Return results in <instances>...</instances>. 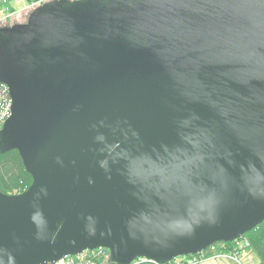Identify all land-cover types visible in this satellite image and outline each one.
Returning <instances> with one entry per match:
<instances>
[{
	"label": "water",
	"instance_id": "obj_1",
	"mask_svg": "<svg viewBox=\"0 0 264 264\" xmlns=\"http://www.w3.org/2000/svg\"><path fill=\"white\" fill-rule=\"evenodd\" d=\"M16 150L0 264L166 263L264 221V0H48L0 26Z\"/></svg>",
	"mask_w": 264,
	"mask_h": 264
},
{
	"label": "built area",
	"instance_id": "obj_2",
	"mask_svg": "<svg viewBox=\"0 0 264 264\" xmlns=\"http://www.w3.org/2000/svg\"><path fill=\"white\" fill-rule=\"evenodd\" d=\"M46 1L48 0H29L27 9H33ZM14 16L15 15H13L10 7L7 6V1L1 0L0 25H3L2 23L9 24L13 20ZM10 104L11 100L9 98L7 88L5 85L0 84V128L10 114ZM236 240H234L235 242L232 249L229 251H225L222 244H213L201 252L192 255L179 256L162 264H199V262L203 260L216 258L238 261L239 252L248 244L244 239ZM107 258L108 250L99 247L93 250H84L76 255H66L55 262L45 264H109L107 263ZM148 261L154 264H161L145 258H137L130 264H141Z\"/></svg>",
	"mask_w": 264,
	"mask_h": 264
},
{
	"label": "trees",
	"instance_id": "obj_3",
	"mask_svg": "<svg viewBox=\"0 0 264 264\" xmlns=\"http://www.w3.org/2000/svg\"><path fill=\"white\" fill-rule=\"evenodd\" d=\"M31 183V177L26 172L22 160L16 150H10L0 154V191L7 194L20 193ZM247 242V246L257 256L258 261L255 264H264V221L255 228L246 232L242 237ZM237 239V240H238ZM236 240V241H237ZM235 241L218 242L222 244L225 251L232 249ZM141 264H154L144 262Z\"/></svg>",
	"mask_w": 264,
	"mask_h": 264
},
{
	"label": "rangeland",
	"instance_id": "obj_4",
	"mask_svg": "<svg viewBox=\"0 0 264 264\" xmlns=\"http://www.w3.org/2000/svg\"><path fill=\"white\" fill-rule=\"evenodd\" d=\"M6 1H7V6L10 7L11 11L13 12V15H15L13 17L12 23H15V21L16 22L26 21L29 13L28 14H25V13L20 14V13L23 11V7L28 6V3H29L28 0H18V1L17 0H6ZM18 14H20V15L17 16ZM12 23L10 22L9 24H12ZM2 24L7 25L4 23H2ZM3 25H0V26H3ZM246 252L249 253V250ZM250 254L252 255L254 261L257 262L258 261L257 256L252 251H250ZM235 262L238 264H244V262L242 261V258H239V256H238V261H235ZM247 264H250V263H247Z\"/></svg>",
	"mask_w": 264,
	"mask_h": 264
},
{
	"label": "crops",
	"instance_id": "obj_5",
	"mask_svg": "<svg viewBox=\"0 0 264 264\" xmlns=\"http://www.w3.org/2000/svg\"><path fill=\"white\" fill-rule=\"evenodd\" d=\"M28 2H29V0H28ZM27 8H28L27 6L23 7V11L20 14H22V13L28 14L32 10V9H27ZM20 14H18L17 16H19ZM11 23H12V21H11ZM15 23H16V21H15ZM248 250H249V253L246 252ZM250 251H252V250L249 249L248 247H244L239 252L238 256H239V258H242V261L244 262V264H247V263L255 264V262H256V261H254L252 255L250 254ZM199 264H238V263H236L234 260H231V259L216 258V259L203 260V261L199 262Z\"/></svg>",
	"mask_w": 264,
	"mask_h": 264
}]
</instances>
